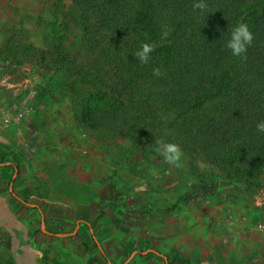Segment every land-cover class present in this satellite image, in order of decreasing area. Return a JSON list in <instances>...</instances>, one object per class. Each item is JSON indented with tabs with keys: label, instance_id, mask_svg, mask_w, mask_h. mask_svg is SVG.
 Instances as JSON below:
<instances>
[{
	"label": "rangeland",
	"instance_id": "obj_1",
	"mask_svg": "<svg viewBox=\"0 0 264 264\" xmlns=\"http://www.w3.org/2000/svg\"><path fill=\"white\" fill-rule=\"evenodd\" d=\"M0 11V163L17 164L14 190L24 199L50 200L46 230L76 232L85 219L108 256L81 222L73 239L44 234L37 210L10 193L14 171L4 178L0 167V264H165L155 254L133 256L147 250L169 264H255L264 174L250 184L184 151L179 167L164 162L154 149L170 143L171 132L158 123L175 112L159 86L85 47L73 0H6ZM88 97L114 108L123 100L130 125L111 133L82 127L77 116ZM18 114L21 124L5 123ZM77 147L81 160H72ZM243 238L252 245L244 252Z\"/></svg>",
	"mask_w": 264,
	"mask_h": 264
},
{
	"label": "trees",
	"instance_id": "obj_2",
	"mask_svg": "<svg viewBox=\"0 0 264 264\" xmlns=\"http://www.w3.org/2000/svg\"><path fill=\"white\" fill-rule=\"evenodd\" d=\"M197 2L73 0L85 47L159 86L166 109L175 112L167 125L158 123L171 132L170 143L192 162H209L258 183L264 174V134L256 131L264 120V0H203V10L194 7ZM239 23L249 26L253 41L235 57L226 44ZM163 31L168 35L162 39ZM143 43L155 45L147 64L135 56ZM99 100L104 106L89 97L81 102L82 127L111 133L130 125L123 100L115 108Z\"/></svg>",
	"mask_w": 264,
	"mask_h": 264
},
{
	"label": "clouds",
	"instance_id": "obj_3",
	"mask_svg": "<svg viewBox=\"0 0 264 264\" xmlns=\"http://www.w3.org/2000/svg\"><path fill=\"white\" fill-rule=\"evenodd\" d=\"M194 7L203 10L206 5L203 0L194 4ZM168 35L167 31L162 32V39ZM253 34L246 23L237 24L231 31L230 38L227 40L226 47L231 50L235 57H240L247 52L248 47L252 44ZM155 45L150 43H143L136 51L135 56L142 64H147L150 60L151 53L154 51ZM154 74L159 75V70L154 69ZM256 131L259 134H264V120L257 122ZM160 156L163 157L164 162L169 165L179 167L182 160L183 152L178 144L168 143L163 140L156 142L154 149Z\"/></svg>",
	"mask_w": 264,
	"mask_h": 264
},
{
	"label": "crops",
	"instance_id": "obj_4",
	"mask_svg": "<svg viewBox=\"0 0 264 264\" xmlns=\"http://www.w3.org/2000/svg\"><path fill=\"white\" fill-rule=\"evenodd\" d=\"M6 3V0H0V8H3L4 7V4ZM0 13H2L1 11H0ZM1 137V136H0ZM2 139H4V141L5 142H7L9 145H12V143H11V138L10 137H2ZM7 144V145H8ZM82 149V147H77V149L76 148H74L73 149V151L72 152H70L69 154H68V156L70 157V159H72V160H75V159H79V160H81L80 159V155H81V153H80V150ZM50 159V158H49ZM73 162V161H72ZM76 162V161H75ZM77 164V163H76ZM0 167L2 168V171L4 172V178L7 176V174H8V172L9 171H11V170H13L14 171V175H13V177H12V181H13V179H14V177H15V179H14V185H15V181H16V179H17V177H18V174H19V169H18V166H17V164L16 163H14V162H9V163H6V164H1L0 163ZM32 167V166H31ZM72 167H73V173H75V172H77V170L79 169H77L76 168V166H74V165H72ZM16 169L18 170V174H16ZM86 169H84L83 171H85ZM15 174H16V176H15ZM82 174H83V172H82ZM12 181H11V183H12ZM14 185H13V188H14ZM11 186V185H10ZM26 186H29V185H26ZM27 188V187H26ZM24 191H27V190H24ZM14 192H16L15 190H14ZM10 193H11V187H10ZM49 193H52V194H54L53 192H49ZM22 194H23V192H16V195L17 196H19L20 198H22L23 200H25L26 202H28L26 199H24L23 197H22ZM40 194H42L43 196H44V194L43 193H40ZM39 193H38V199L40 200V197H41V195H40ZM12 195V194H11ZM13 196V195H12ZM14 197V196H13ZM15 198V197H14ZM16 199V198H15ZM17 200V199H16ZM17 201H19V200H17ZM20 202V201H19ZM41 202L42 203H39L38 205L37 204H35V203H32V202H28V203H30V204H32V205H34V206H38V207H40V209L42 210V212H43V215H44V217H45V215L47 216V224H48V220H49V216H48V211H46L47 209L44 207L46 204H51L50 203V200L49 199H41ZM22 203V202H21ZM23 204V203H22ZM23 205H25V204H23ZM26 206V208L27 209H32V210H37V212L40 214V216H41V213H40V211L36 208V207H30V206H27V205H25ZM45 213V214H44ZM41 220H42V216H41ZM82 223V224H84V225H86L88 228H89V230H90V232H91V234H92V238H93V240L96 242V244H97V246H98V248H99V250L100 249H102V251H101V253L104 255V249H103V247L100 245V243L98 242V240L96 239V237H95V234H94V231H93V226H92V222H88V221H86L85 219H81V220H79V222H78V226H77V228L78 227H80V229H81V225L79 224V223ZM85 222H87L88 224H89V226H88V224H86ZM45 224H46V218H45ZM42 227H43V222H42ZM260 227H261V225H260ZM44 229L45 228H43V232H44ZM80 229H79V231H80ZM46 230V229H45ZM48 231V230H47ZM79 231H76L77 232V234L79 233ZM48 232H50V231H48ZM52 233V235H50V234H47V233H45L44 232V234H46V235H50V236H55V237H58V236H56L55 234H57V233H53V232H51ZM70 233H75V232H70ZM64 234H68V233H64ZM76 234V235H77ZM76 235H74V236H76ZM94 235V236H93ZM74 236H68V237H59V238H70V239H73L74 238ZM244 240H242V242L239 244V246L241 245V250L244 252V249H245V247L247 246H249V247H251L252 245H250L251 243L249 242V239L247 238H243ZM253 247V250H251L250 251V254H251V258H250V262L249 263H255V264H264V237L262 238V239H260L258 242H254V245L252 246ZM137 252V251H136ZM140 252H145L146 254L145 255H143V254H135V252H134V254L135 255H142V256H146V255H148V254H155L156 252H154V251H152V250H147V251H140ZM106 254V253H105ZM133 254V256H135ZM159 254V253H158ZM156 255V254H155ZM106 256H107V254H106ZM156 256H158V255H156ZM163 256V255H162ZM162 256H159V257H162ZM106 258V257H105ZM163 258V257H162ZM107 260H108V256H107V258H106ZM164 259V258H163ZM169 259V258H168ZM165 260V259H164ZM169 262V261H168ZM165 264H166V262H165Z\"/></svg>",
	"mask_w": 264,
	"mask_h": 264
},
{
	"label": "water",
	"instance_id": "obj_5",
	"mask_svg": "<svg viewBox=\"0 0 264 264\" xmlns=\"http://www.w3.org/2000/svg\"><path fill=\"white\" fill-rule=\"evenodd\" d=\"M16 174H18V170H17V169H16ZM16 174H15V176H16ZM14 179H15V177H14ZM14 179H13V181H12V183H11V194H12L17 200H19L20 202H22L23 204H25V205H27V206H30V207H36V208L40 211L41 216H42L43 228H44V227H45V217H44V215H43L42 210L40 209V207H38V206H34V205L28 203V202H26L25 200H23L22 198H20L19 196L16 195V193L14 192V188H13V185H14ZM85 223L88 224L87 222H85ZM88 226H89V224H88ZM79 229H80V227L77 228V231H79ZM44 232L47 233V234L52 235L51 232H48V231L45 230V229H44ZM76 234H77V232H75V233H68V234H55V235L58 236V237H68V236H74V235H76ZM93 236H94V235H93ZM100 250L102 251V249H100ZM135 254H143V255H145L146 253H145V252L137 251V252H135ZM135 254H134V255H135ZM155 254L158 255V256H162L161 254H158V253H155ZM104 256L107 258V256H106L105 253H104ZM162 257L165 259L166 264H169V262H168V258L165 257V256H162ZM130 259H131V258H130Z\"/></svg>",
	"mask_w": 264,
	"mask_h": 264
},
{
	"label": "built area",
	"instance_id": "obj_6",
	"mask_svg": "<svg viewBox=\"0 0 264 264\" xmlns=\"http://www.w3.org/2000/svg\"><path fill=\"white\" fill-rule=\"evenodd\" d=\"M22 119H23V114H18L11 119H6L5 123H7V124L15 123L16 125H19V124H21Z\"/></svg>",
	"mask_w": 264,
	"mask_h": 264
}]
</instances>
